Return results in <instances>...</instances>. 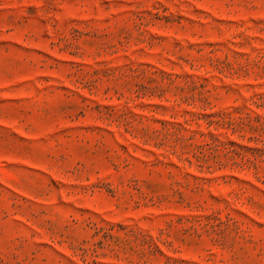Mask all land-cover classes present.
I'll return each mask as SVG.
<instances>
[{
  "label": "rangeland",
  "instance_id": "374dc122",
  "mask_svg": "<svg viewBox=\"0 0 264 264\" xmlns=\"http://www.w3.org/2000/svg\"><path fill=\"white\" fill-rule=\"evenodd\" d=\"M0 264H264V0H0Z\"/></svg>",
  "mask_w": 264,
  "mask_h": 264
}]
</instances>
